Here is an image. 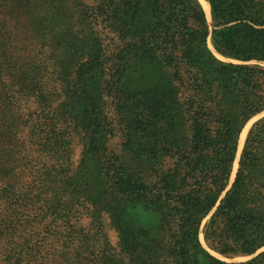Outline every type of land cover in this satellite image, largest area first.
<instances>
[{
  "label": "trees",
  "instance_id": "obj_1",
  "mask_svg": "<svg viewBox=\"0 0 264 264\" xmlns=\"http://www.w3.org/2000/svg\"><path fill=\"white\" fill-rule=\"evenodd\" d=\"M206 1L0 0V264H264V0Z\"/></svg>",
  "mask_w": 264,
  "mask_h": 264
},
{
  "label": "rangeland",
  "instance_id": "obj_2",
  "mask_svg": "<svg viewBox=\"0 0 264 264\" xmlns=\"http://www.w3.org/2000/svg\"><path fill=\"white\" fill-rule=\"evenodd\" d=\"M212 14V13H211ZM208 17V16H207ZM208 20H209V23H210V26H211V30H213L214 29V27H213V23H212V17H208ZM209 47L211 48V50L214 52V54L219 58V59H221L222 61H225V62H229V63H242L241 61H238V60H235V59H233V58H230V57H227V56H224V55H222L221 53H219L216 49H215V47H214V44H213V39H212V36H210V38H209ZM252 63H259V62H257V61H253ZM262 117H264V114H261V115H259V116H257L255 119H253L247 126H249L248 127V133H247V136H246V140H247V137H248V134H249V131H250V129L252 128V126H253V124L255 123V122H257L259 119H261ZM242 136V135H241ZM246 140H245V143H244V146H245V144H246ZM244 146L240 149V146H239V151H238V155H237V159H236V162H235V165H234V173H233V177L232 178H234L235 177V174H236V172H237V170H238V167H239V161H240V157L241 156H239V154L241 153L242 154V152H243V149H244ZM112 241H113V244L116 246L117 244V238L114 236V235H112ZM201 241H202V243H203V245L207 248V246H206V244H205V237H204V233H201ZM208 249V248H207ZM262 251H264V249L263 250H261L260 252H262ZM214 256H216V257H218V258H221V259H224V260H229V261H246V260H249V259H251V258H238V259H236V260H231V259H227V258H225V257H223V256H221V255H219V254H217V253H215V252H211ZM259 254V253H258ZM253 258V257H252Z\"/></svg>",
  "mask_w": 264,
  "mask_h": 264
},
{
  "label": "bare ground",
  "instance_id": "obj_3",
  "mask_svg": "<svg viewBox=\"0 0 264 264\" xmlns=\"http://www.w3.org/2000/svg\"><path fill=\"white\" fill-rule=\"evenodd\" d=\"M204 9H205V12L207 14L208 17H211V7L209 5V3L206 1V0H200ZM250 125V124H249ZM248 127L247 126L243 133H242V136H241V141H240V149L244 146V143H245V140H246V136H247V133H248Z\"/></svg>",
  "mask_w": 264,
  "mask_h": 264
},
{
  "label": "water",
  "instance_id": "obj_4",
  "mask_svg": "<svg viewBox=\"0 0 264 264\" xmlns=\"http://www.w3.org/2000/svg\"><path fill=\"white\" fill-rule=\"evenodd\" d=\"M211 17H212V14H211ZM255 118H256V117H255ZM255 118H253V119H255ZM253 119H252V120H253ZM252 120H251V121H252ZM251 121H250V122H251ZM250 122H249V123H250ZM249 123H248V124H249ZM248 124H247V125H248ZM247 125H246V127H247ZM246 127H245V128H246ZM240 141H241V138H240ZM239 156H241V153L239 154ZM234 178H235V177H234ZM234 178H233V179H234ZM233 179H232V180H233ZM205 244H206V242H205ZM206 246H207V244H206ZM207 248L209 249L208 246H207ZM239 258H252V257H239ZM236 259H238V258H236ZM236 259H233V260H236ZM231 260H232V259H231Z\"/></svg>",
  "mask_w": 264,
  "mask_h": 264
}]
</instances>
